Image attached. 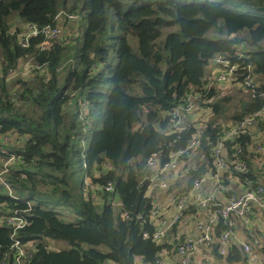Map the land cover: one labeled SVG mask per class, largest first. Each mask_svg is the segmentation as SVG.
Masks as SVG:
<instances>
[{"label": "trees", "instance_id": "obj_1", "mask_svg": "<svg viewBox=\"0 0 264 264\" xmlns=\"http://www.w3.org/2000/svg\"><path fill=\"white\" fill-rule=\"evenodd\" d=\"M62 10L87 18L76 42L70 34L44 52L41 38L24 49L8 34L16 17L42 27ZM263 43L264 0H0V134L13 137L0 138V170L5 152L21 159L5 176L13 194H3L0 183V264L14 232L6 220L15 212L27 219L17 238L36 245L30 264H158L160 253L175 245L152 239L156 197L145 185L147 161L157 154L164 163L187 146L195 130L173 128L175 110L207 92L208 66L218 54L250 66L264 90ZM239 46L241 59L235 57ZM26 57L43 68L42 76L7 81ZM216 90L207 100H217ZM239 92L244 98L235 109L228 108L235 100L228 95L212 105L214 112L232 110V120H243L262 110L263 99ZM212 128L202 151L207 157L222 133ZM260 128L264 137V121ZM249 142L247 135L229 142L227 156L235 162L240 145L250 167L240 180L263 184ZM201 173H191L188 187ZM109 183L113 194L94 189ZM221 229L223 223L218 234ZM54 241L70 249L52 251ZM218 247L212 253L222 263H246L238 246L225 258ZM259 251L264 264V247Z\"/></svg>", "mask_w": 264, "mask_h": 264}, {"label": "built area", "instance_id": "obj_2", "mask_svg": "<svg viewBox=\"0 0 264 264\" xmlns=\"http://www.w3.org/2000/svg\"><path fill=\"white\" fill-rule=\"evenodd\" d=\"M78 18L79 16L74 13L62 10L50 25L40 27L33 23H25V26L17 25L12 28L8 34L17 35L18 44L24 49L29 48L32 38H41L38 44L39 49L46 52L63 38L64 25L68 21H76ZM17 28L20 33L17 32ZM242 50L243 47L239 46L235 57L241 59ZM212 63L218 68V73L211 78L207 92L192 95L185 105L179 106L174 113L173 128L178 131L188 128L195 130L187 146L170 154L164 163L160 161L157 154L147 161V166L151 171V175L147 179L150 187L169 192L167 198L170 206L174 209L173 215L164 217L160 209L155 207L150 223L156 226L152 235V239L156 243L163 245L168 242L172 230L177 225H183L184 218L191 212V207H195L196 212H199L193 232L184 235L182 240L175 244V251L182 258L181 264H192V257L199 249L213 250L215 245L219 246V255L224 258L228 257L232 242L237 238L236 220H240L244 228L247 229L251 225L253 208L258 206L264 209V185H252V182L248 180L244 182L240 180L241 176L250 174L249 164L242 158L244 149L240 145L236 148L235 162H231L227 156V144L247 135L250 139L248 153H253L256 157L254 171L264 175V137L260 128L264 121V105L261 111L243 120H232L231 118L222 120L219 114L214 112L212 106L216 105L222 97L228 96L227 93L231 89L221 88L225 83L229 84L232 89L237 88L245 91L247 98L251 100H264V90H260L259 86L254 83L250 66L240 61L232 62L224 54L215 56ZM19 68V71L9 73L7 81L24 78L32 72L35 75H37L36 72H40L41 76L43 74V68L37 66L31 57L23 59ZM240 71L244 76L242 82H239L238 73ZM213 87L217 89V97H215L217 100L208 101L206 96ZM83 107L86 108V105L84 104ZM199 109L204 110L201 116L196 113ZM191 116L194 117L190 121ZM209 126L213 127L212 129L218 127L222 133L207 157L202 151ZM0 138L6 143L11 139L10 136L1 134ZM5 153L8 155V159L1 165L0 183L11 195L13 189L5 176L11 172L16 163L21 162V159L14 153ZM201 169L202 173L188 187L191 173ZM176 182H179L178 186L175 185ZM233 183L240 187L239 191L235 193H231ZM172 188L177 189L172 191ZM94 189L103 190L108 194H113L115 191L112 183ZM116 204L120 205L118 201ZM122 216L124 219L128 218V214ZM6 223L14 228V232L11 236L12 245L1 264H30L36 251V245L23 244L16 234V231L27 225V219L22 214L15 212L6 220ZM221 223H223L224 229L218 234ZM150 237L148 233L144 234L145 239ZM242 249L246 254L251 253L248 243H242ZM160 257L161 260L158 261V264H168L162 260V253H160Z\"/></svg>", "mask_w": 264, "mask_h": 264}, {"label": "crops", "instance_id": "obj_3", "mask_svg": "<svg viewBox=\"0 0 264 264\" xmlns=\"http://www.w3.org/2000/svg\"><path fill=\"white\" fill-rule=\"evenodd\" d=\"M16 22V19L14 20ZM21 22V20H20ZM19 22V23H20ZM209 76L213 77L218 73L217 68H209L208 72ZM222 89H231V86L227 83L223 84L221 86ZM230 90V91H231ZM229 91V92H230ZM194 116L190 117V121ZM18 145V142H16L14 145L11 142L9 147H16ZM5 149L7 148L4 147ZM250 154V153H248ZM262 177V183L264 184V175L260 174ZM179 184V182H176ZM232 189L235 191H239L240 187L236 185V183H233L231 185ZM153 194L154 197H156V190L149 187L148 188V194ZM167 197V196H166ZM164 197L161 204L158 205L157 209H160L162 215L164 217H169L173 215L174 209L172 206L169 204V199ZM157 198V197H156ZM199 212H196V215L190 216L189 214L187 215L186 218H184L183 225H177L171 232L167 244L174 246L176 244L177 239H181L184 237V235L193 232L195 228V223L197 220V215ZM201 217V214L199 215ZM193 217V218H192ZM237 225H236V234L237 238L232 242L231 248L236 245L238 248L242 249V243H248L251 247V253L246 254V263L245 264H261L263 261V255L259 251L264 247V209L259 208L258 206H255L253 208L252 212V220H251V225L246 229L244 228V225L240 220H236ZM222 230V229H221ZM223 231V230H222ZM219 231V234L222 232ZM52 247L56 249V251L61 250V246H55L54 243H52ZM174 250L170 251H164L162 252V260L165 263L168 264H181V257L175 253ZM112 264V263H108ZM192 264H225V262L222 263L221 260H219L217 257L214 256L212 253V250H208L206 248H201L199 249L192 257ZM244 264V263H242Z\"/></svg>", "mask_w": 264, "mask_h": 264}, {"label": "rangeland", "instance_id": "obj_4", "mask_svg": "<svg viewBox=\"0 0 264 264\" xmlns=\"http://www.w3.org/2000/svg\"><path fill=\"white\" fill-rule=\"evenodd\" d=\"M72 13L78 14L79 18L76 21H68L67 24L64 25L63 37H66V36H68L70 34H73L75 37H71V39L75 40V42H76L81 37V35H84V33H85L86 29H87L88 21H87V18L83 19V15L81 16L80 13H77V12H72ZM14 19H13V22H12L13 24L11 23L12 26L15 25L14 24ZM19 22H20V20L16 17V25H18V26L24 25L25 26L24 22H22V21L20 23ZM263 48H264V43H263ZM209 68H217V67L214 66L212 61H211L209 63V66H208V70H209ZM36 77H37V75H35L32 72L29 76H26L24 78H15V79L33 81ZM15 79H13V80H15ZM11 82H12V80H11ZM240 90L241 89L234 88L230 92L228 91L227 95H229L230 97H233L235 99L232 103L228 104V108L229 109H235V106H236L238 100H242V98H244V96L239 92ZM222 98H224V97H222ZM208 101H215V100H208ZM211 103H213V102H211ZM203 111H204L203 109H199V110L196 111V113H197L198 116H201L203 114ZM231 115H232V110H230L226 115L225 114H219V116L221 117L222 120H225V118H230ZM11 139H13V137ZM8 145H10V143ZM177 188H172V191L176 190ZM155 190L157 192L156 193V197L157 198L155 200V207L158 208V205L161 204L163 198L166 197V196L167 197L169 196V192L159 191L157 189H155ZM2 193L3 194H6V193L8 194L9 192L7 190H2ZM61 209H63V208L60 206L59 207V211ZM52 243H54L55 246H61V250L70 249V246H69V244L67 242L54 241ZM51 250L52 251H56V249H54L52 247V244H51Z\"/></svg>", "mask_w": 264, "mask_h": 264}, {"label": "water", "instance_id": "obj_5", "mask_svg": "<svg viewBox=\"0 0 264 264\" xmlns=\"http://www.w3.org/2000/svg\"><path fill=\"white\" fill-rule=\"evenodd\" d=\"M145 185H146V186H149V185H150L148 180L145 181Z\"/></svg>", "mask_w": 264, "mask_h": 264}, {"label": "bare ground", "instance_id": "obj_6", "mask_svg": "<svg viewBox=\"0 0 264 264\" xmlns=\"http://www.w3.org/2000/svg\"><path fill=\"white\" fill-rule=\"evenodd\" d=\"M213 77H215V76H213Z\"/></svg>", "mask_w": 264, "mask_h": 264}]
</instances>
